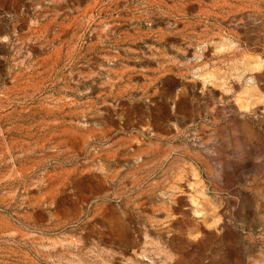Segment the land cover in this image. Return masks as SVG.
<instances>
[{
    "label": "rangeland",
    "instance_id": "rangeland-1",
    "mask_svg": "<svg viewBox=\"0 0 264 264\" xmlns=\"http://www.w3.org/2000/svg\"><path fill=\"white\" fill-rule=\"evenodd\" d=\"M0 264H264V0H0Z\"/></svg>",
    "mask_w": 264,
    "mask_h": 264
}]
</instances>
